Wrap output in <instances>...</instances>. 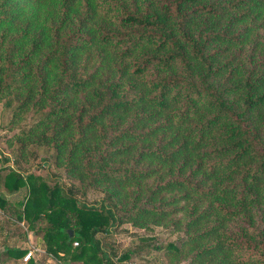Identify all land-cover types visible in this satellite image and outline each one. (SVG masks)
<instances>
[{
    "label": "trees",
    "instance_id": "obj_1",
    "mask_svg": "<svg viewBox=\"0 0 264 264\" xmlns=\"http://www.w3.org/2000/svg\"><path fill=\"white\" fill-rule=\"evenodd\" d=\"M0 102V208L60 261L118 264L129 221L181 232L168 264H264V0H0Z\"/></svg>",
    "mask_w": 264,
    "mask_h": 264
},
{
    "label": "rangeland",
    "instance_id": "obj_2",
    "mask_svg": "<svg viewBox=\"0 0 264 264\" xmlns=\"http://www.w3.org/2000/svg\"><path fill=\"white\" fill-rule=\"evenodd\" d=\"M13 105L14 103L11 106L4 108V105L2 102H0V151L3 154H11V147L6 143V135L10 131L3 125L7 124L10 119ZM50 152L51 149L46 147L36 149L34 156L29 157V160L32 161V164L29 162H24L23 166L41 175H47L48 170L45 167H37L36 162H38L43 157H47L48 153ZM23 193V189H21L17 193H14V196L19 198L23 195ZM103 195L104 192L100 188L94 186L89 187L86 191V198L89 201L96 200ZM0 213L3 214L2 218L0 219L1 223L3 224V229L1 230V239L4 237V242L13 240V243H20V245L25 244L28 250L31 249L33 255V252L39 249L36 246L39 243L36 242L35 244L32 241L25 243L24 240L28 234L27 232L30 231L27 229L26 222L16 220L14 216L9 215L1 208ZM180 234V231H173L171 228H167L162 225L140 227L133 225L129 221H125L116 228L112 235L106 237L105 240L113 245L117 251V256H120L124 252L127 253V256L121 260H118V264H168V260L165 257L163 250L157 246L165 244L169 241H175ZM34 235L35 232L32 235L33 239L35 240ZM33 260H35V258L34 256H31L29 261L33 262ZM37 260H39V258ZM72 261L73 263H71ZM62 263L84 264L83 262L80 263L77 260H70V262L69 260H65ZM178 264L190 263L188 259H183Z\"/></svg>",
    "mask_w": 264,
    "mask_h": 264
},
{
    "label": "crops",
    "instance_id": "obj_3",
    "mask_svg": "<svg viewBox=\"0 0 264 264\" xmlns=\"http://www.w3.org/2000/svg\"><path fill=\"white\" fill-rule=\"evenodd\" d=\"M21 189H23V192H24L23 195L21 197H19V198L16 197V196H14V193H17ZM3 192H4V195L7 198H9L11 200H17V199L22 198L25 195L26 188L25 187H21L16 192H11V193H9V192H7L5 190ZM2 215L3 214L0 213V219L2 218ZM22 222H23V220H22ZM2 229H3V224L1 223V220H0V264H64V263H62L64 261H60L59 259H57L56 257H54L52 254L48 253L44 249V247L41 245L42 244L41 235L35 233V235H34L35 236V240L33 239V236L32 235L34 234V231H32V230H30V231L27 232L28 234H27V236H26V238H25L24 241H25V243L26 242L28 243V241H32L35 244H36V242L39 243L38 245H36L37 248H39V249L35 250L33 252V255L31 253L29 259H24L23 256L28 251V249L26 248V245L25 244L20 245V243H13L12 242L13 240H10L8 242H6V241L4 242V240H3L4 237H2V239H1V230ZM7 246L8 247L23 248V249L26 248V250H25V253L22 256H13V255H6V254H2L1 255V252H3V249L5 247H7ZM31 256H34V258H35V260H33V262H30L29 261L30 258H31ZM38 258H39V260H37ZM69 262H70V260H69ZM78 262L81 263V261H78ZM71 263H73V261Z\"/></svg>",
    "mask_w": 264,
    "mask_h": 264
},
{
    "label": "built area",
    "instance_id": "obj_4",
    "mask_svg": "<svg viewBox=\"0 0 264 264\" xmlns=\"http://www.w3.org/2000/svg\"><path fill=\"white\" fill-rule=\"evenodd\" d=\"M0 162L2 163V159H0ZM7 163L10 165V166H14V161H13V157H10V159L7 161ZM76 243V242H75ZM32 251L31 249H29L23 256L24 259H28L31 255Z\"/></svg>",
    "mask_w": 264,
    "mask_h": 264
},
{
    "label": "water",
    "instance_id": "obj_5",
    "mask_svg": "<svg viewBox=\"0 0 264 264\" xmlns=\"http://www.w3.org/2000/svg\"><path fill=\"white\" fill-rule=\"evenodd\" d=\"M68 232L71 235L73 233V230L72 229H69Z\"/></svg>",
    "mask_w": 264,
    "mask_h": 264
}]
</instances>
